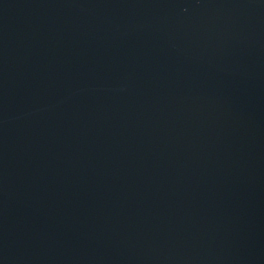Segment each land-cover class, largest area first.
<instances>
[{"label": "water", "instance_id": "water-1", "mask_svg": "<svg viewBox=\"0 0 264 264\" xmlns=\"http://www.w3.org/2000/svg\"><path fill=\"white\" fill-rule=\"evenodd\" d=\"M0 264H264V0H0Z\"/></svg>", "mask_w": 264, "mask_h": 264}]
</instances>
